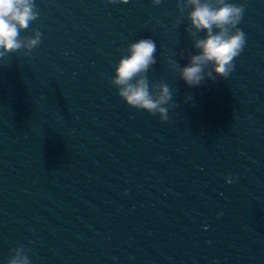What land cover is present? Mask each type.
<instances>
[{
  "label": "clouds",
  "instance_id": "1",
  "mask_svg": "<svg viewBox=\"0 0 264 264\" xmlns=\"http://www.w3.org/2000/svg\"><path fill=\"white\" fill-rule=\"evenodd\" d=\"M110 4H126L128 0H107ZM162 0H151L153 5H159ZM246 3V0H245ZM179 18L178 26L187 11L189 25L185 31L193 40V48L197 54L187 49L181 50L180 59L187 56V64H181L168 58V67L182 79L188 87L199 86L206 79L213 82L216 79H227L234 70V59L244 50L246 34L237 27L242 21L244 3H231L228 0H176ZM39 12L35 0H0V59L9 54L23 50L28 56L41 44V32L32 29L31 36H21V32L36 21ZM203 32L201 38L199 33ZM121 56L110 79L111 85L117 88L118 96L130 107L145 110L149 114L158 115L159 120L169 119V109L178 107L173 102V92L170 86L160 81L150 83L147 73L157 63V46L151 38H141L121 49ZM175 55V53H173ZM191 96H185V102ZM228 182L232 177H226ZM220 215V214H218ZM7 264H30L28 250L23 245L12 249Z\"/></svg>",
  "mask_w": 264,
  "mask_h": 264
}]
</instances>
